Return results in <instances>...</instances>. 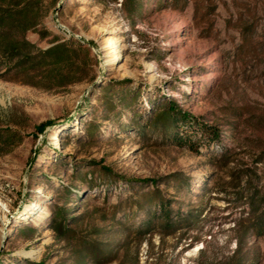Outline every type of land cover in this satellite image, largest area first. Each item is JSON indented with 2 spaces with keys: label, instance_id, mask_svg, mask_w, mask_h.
I'll use <instances>...</instances> for the list:
<instances>
[{
  "label": "rangeland",
  "instance_id": "374dc122",
  "mask_svg": "<svg viewBox=\"0 0 264 264\" xmlns=\"http://www.w3.org/2000/svg\"><path fill=\"white\" fill-rule=\"evenodd\" d=\"M124 3L44 0L52 35L28 38L88 48L83 81L0 79V264H264L246 182L264 195V0ZM202 125L220 141L172 142Z\"/></svg>",
  "mask_w": 264,
  "mask_h": 264
},
{
  "label": "trees",
  "instance_id": "16d2710c",
  "mask_svg": "<svg viewBox=\"0 0 264 264\" xmlns=\"http://www.w3.org/2000/svg\"><path fill=\"white\" fill-rule=\"evenodd\" d=\"M43 2L44 0H0V79L31 84L47 90L65 88L85 79L91 52L81 44L60 39L57 35L52 36L47 48L39 47L28 38L30 31L37 33L41 39L52 35L43 25L48 14ZM124 6L128 14L133 15L141 10L142 0H125ZM167 111L169 118H172L171 122L189 123V115L178 111L176 104L169 103ZM51 123V120L40 123L36 126L37 132L44 131ZM200 129L202 141L194 139V134L198 132L192 130L176 131L171 140L174 144L187 147L196 153H199L202 143L208 147L211 143L220 141V132L216 128L202 125ZM251 181V176L246 175V182L250 184L247 203L251 208L252 225L256 233L263 234L264 195L261 194L259 185L251 184ZM161 211L165 217L169 215L163 204ZM55 217V227L62 231L65 228L63 210ZM238 252L237 250L232 256L235 262L230 264H241Z\"/></svg>",
  "mask_w": 264,
  "mask_h": 264
},
{
  "label": "bare ground",
  "instance_id": "6f19581e",
  "mask_svg": "<svg viewBox=\"0 0 264 264\" xmlns=\"http://www.w3.org/2000/svg\"><path fill=\"white\" fill-rule=\"evenodd\" d=\"M116 40L117 39H111L109 42H108V44H109V46L111 47V46H114V43L116 42ZM121 55V51H120V49H116V50H114V54H112V57L110 58V61H115V60H117V57L118 56H120Z\"/></svg>",
  "mask_w": 264,
  "mask_h": 264
}]
</instances>
